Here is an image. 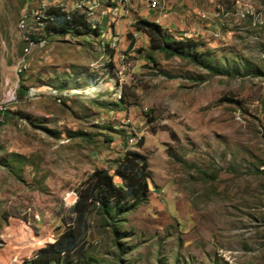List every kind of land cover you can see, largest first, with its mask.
Masks as SVG:
<instances>
[{"label": "rangeland", "instance_id": "rangeland-1", "mask_svg": "<svg viewBox=\"0 0 264 264\" xmlns=\"http://www.w3.org/2000/svg\"><path fill=\"white\" fill-rule=\"evenodd\" d=\"M50 7L100 35H47ZM138 18L195 60L151 53ZM0 104V264H35L127 150L148 200L116 222L92 206L72 264H264V0H0Z\"/></svg>", "mask_w": 264, "mask_h": 264}, {"label": "trees", "instance_id": "trees-1", "mask_svg": "<svg viewBox=\"0 0 264 264\" xmlns=\"http://www.w3.org/2000/svg\"><path fill=\"white\" fill-rule=\"evenodd\" d=\"M41 21L43 32L58 36H93L100 35V29L92 25L86 15L79 11L67 13L60 7H50ZM136 32L146 35L149 39V51L163 53L166 57L177 56L194 59L191 48L198 43L192 39L177 40L160 24L144 18L134 21ZM32 39L34 40L33 36ZM150 58V57H149ZM22 70L19 77L23 81ZM26 87L19 85L16 90L18 99L26 95ZM10 111L6 110L0 115L7 117ZM140 138L138 147L142 146ZM121 180L117 185L113 177ZM150 171L147 156L138 152L127 150L121 158L115 161L114 174L107 169H95L81 184L78 199L72 203L71 210L75 219L53 243L42 248L36 258L35 264H72V256L77 253L87 226L86 218L91 207H96L102 216L111 222H116L120 216L133 211L148 200ZM73 195V193H71Z\"/></svg>", "mask_w": 264, "mask_h": 264}, {"label": "built area", "instance_id": "built-area-1", "mask_svg": "<svg viewBox=\"0 0 264 264\" xmlns=\"http://www.w3.org/2000/svg\"><path fill=\"white\" fill-rule=\"evenodd\" d=\"M160 6H158V3H153V9H159ZM37 23L39 24V21H37ZM20 33V32H19ZM20 35L22 36V39L24 40V35L26 34H21ZM28 51V49H25V53ZM7 109H6V106L3 105V104H0V112H5ZM71 199V203H73L74 201L77 200V195L75 193H73V195L70 197Z\"/></svg>", "mask_w": 264, "mask_h": 264}, {"label": "crops", "instance_id": "crops-1", "mask_svg": "<svg viewBox=\"0 0 264 264\" xmlns=\"http://www.w3.org/2000/svg\"><path fill=\"white\" fill-rule=\"evenodd\" d=\"M211 2V1H210ZM213 3V2H212ZM209 4H208V2H206L205 1V6L207 7ZM211 7L212 6H210V8L209 9H211ZM210 14V13H209ZM212 15L210 14L209 15V18L211 17ZM190 19H192V16L190 17ZM190 19H187V20H185V22H184V25H185V23L189 26V28H190V30L192 31V28H193V25H195V23L193 24V21L191 22L190 21ZM212 19V21L213 22H216L217 21V19L216 20H214L213 18H211ZM155 22H158V24H160V22L159 21H155ZM207 24V23H206ZM161 26H163L162 24H160ZM2 113V112H1Z\"/></svg>", "mask_w": 264, "mask_h": 264}, {"label": "bare ground", "instance_id": "bare-ground-1", "mask_svg": "<svg viewBox=\"0 0 264 264\" xmlns=\"http://www.w3.org/2000/svg\"><path fill=\"white\" fill-rule=\"evenodd\" d=\"M158 6H159V4H158ZM21 33V32H20ZM22 34V33H21ZM102 87V85L100 84V85H98V86H95V87H93L92 88V91H98L100 88ZM76 93H78V92H76Z\"/></svg>", "mask_w": 264, "mask_h": 264}]
</instances>
